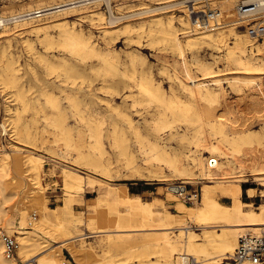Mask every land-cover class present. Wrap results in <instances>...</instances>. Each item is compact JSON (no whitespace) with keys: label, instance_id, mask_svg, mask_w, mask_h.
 Returning a JSON list of instances; mask_svg holds the SVG:
<instances>
[{"label":"bare ground","instance_id":"obj_1","mask_svg":"<svg viewBox=\"0 0 264 264\" xmlns=\"http://www.w3.org/2000/svg\"><path fill=\"white\" fill-rule=\"evenodd\" d=\"M42 1L38 0L35 8L29 7L9 17L0 14V28L14 22L36 33L43 32L45 36L40 42L46 50L51 48L52 42L47 33L48 28H59L61 54L56 66L46 54L38 53L28 43V49L34 50L33 58L45 62L47 80H51L57 68H62L64 74L72 72L81 75L83 68L104 73L110 80L104 78V83L97 90L109 94L110 98L101 99L100 102L105 103L135 134L137 150L142 159L156 162V180L162 183L168 181L164 173V169H168L174 175L188 179L182 183H209L202 186L200 201L188 192L184 184L165 186L168 191L167 201L160 203L134 197L125 184L110 183L109 161L104 159L105 152L101 148L102 118L99 109H92L88 104L85 111L88 114L79 110V98L64 84L59 87L63 99L69 102L76 121L90 128L88 137L93 144L89 146L100 153L94 157L83 151V131L79 132L77 142H73L68 131L61 132L64 137L58 140L63 141L68 150L74 151V157L70 159L66 156V159H70L73 166H82L88 172L60 163L61 179L69 192L66 196L68 203L52 211L47 205L40 208V220L52 222L56 228L43 238L35 234L20 238L18 255L22 264H69L64 257V250L76 264H220L233 253L240 235L248 231L264 230V202L253 209L251 203L240 199L243 190L249 197L257 192L264 198V142L248 133L245 128L248 119L231 114L224 86L228 84L234 90L238 104L250 107L253 117L264 119V39L256 43V39L251 38L246 31L236 29V24L244 22L239 17L241 13L238 7L241 2L206 0L217 5L213 8L215 15L211 17L208 10L199 5L202 0H157L158 6L156 0H148L152 4L141 3L136 7H127V11L120 15L115 14L112 0H103L109 16L107 26L103 28L105 49H100L90 35H85L74 26H68L64 20L53 18L102 0H61L49 6H42ZM255 1L264 0L243 2ZM188 2L192 3L188 5ZM174 6H181L185 11L184 16L178 17V22L185 28L182 33H177L172 15L166 21L161 17L170 12L165 10ZM192 11L203 12L205 15L194 19L191 18ZM97 14L99 20L106 19L103 14ZM46 15H50L51 19L35 23L37 18ZM222 19L225 23L221 26ZM132 20L150 22L134 28L129 22ZM121 22L124 25L123 32L137 34V39L129 36L131 42L147 38L151 44L159 38L158 43H165L176 53L182 74L175 72L174 82L183 91L187 102L182 100L173 84L168 91L160 81L155 80L152 72L147 73L145 59L132 55L130 66L120 65L107 37L120 30L118 24ZM190 26L192 29H189ZM231 36L233 40L229 42ZM203 43L223 52L216 57L222 62V67L216 68L211 63L202 62L195 54H192L191 62L188 61L187 53L198 50ZM253 45L255 51L249 49ZM0 60L4 63L0 74L1 91L7 92L8 88H13L14 100L21 103L22 107L32 104L30 98H25L19 68L7 62L3 54ZM92 60L99 61L97 69L93 67ZM192 66L200 73V77L195 74ZM30 73L39 80L35 69L30 68ZM39 94L44 98V104L57 113L46 119L58 129L64 127L67 118L65 113L60 112L59 96L49 92L45 83H41ZM92 95L91 91L89 96ZM117 98L123 99L122 105L115 103ZM34 102L40 104L39 99ZM127 102L130 104L126 105ZM144 102L147 103V109L142 112L138 106H143ZM134 117H139L151 131V140L143 134L141 123ZM34 120H37L36 117ZM19 122L17 115L15 120L5 118L0 125L1 132L7 134L12 124L11 136L16 139L13 157L4 154L0 158V198L7 196L5 191L8 187L26 196L33 195L38 186L36 184L42 179L41 169L45 159L33 153L34 148L22 143ZM108 136L112 145L121 143L119 155L126 159L125 165L130 170L128 176L141 179L152 177L150 171L146 174L134 165L136 157L124 144L126 139L117 136L116 122ZM174 140L187 141L186 149L169 147V143ZM247 146L249 149L245 152L243 148ZM260 149L262 154L259 155L257 153ZM186 160L190 161V166L185 165ZM246 169L260 189H243L242 183L249 181L244 175ZM94 173L100 177L92 175ZM31 174L35 175V182L30 178ZM25 179L30 181L27 187L24 185ZM96 188L101 195L89 202L85 201L84 195ZM179 197L191 200L193 205L178 200ZM221 197L228 198L230 204L220 202ZM71 201L82 204L83 211L77 214ZM170 205L175 212L169 210ZM16 210L20 224L23 225L30 214L28 206L18 204ZM39 227L35 225L34 231H39ZM88 238H93V241H88ZM16 259L7 257L0 237V264H18Z\"/></svg>","mask_w":264,"mask_h":264},{"label":"rangeland","instance_id":"obj_2","mask_svg":"<svg viewBox=\"0 0 264 264\" xmlns=\"http://www.w3.org/2000/svg\"><path fill=\"white\" fill-rule=\"evenodd\" d=\"M60 1L61 0H43L40 3L42 4V6H49ZM242 1L244 0H238V3ZM151 2H149L148 0H112V7L115 14L120 15L122 12L127 11V7H136L138 5H141V3L150 5L152 4ZM158 3L159 1L156 0V6H158ZM191 3L192 2H188L187 4L189 5ZM37 5L38 0H0V14L9 17L29 7L35 8L37 7ZM199 5H202L204 10H208L207 12H209L210 10H215L213 8L217 7L216 4L213 5V3H208L206 2V0H202ZM165 11L170 12L161 16L163 20L166 21L169 18V15H172L174 17V26L178 31L177 33H182L185 28H182V25L178 22V17L179 15H185L184 9L181 6H174L173 8H169ZM97 13L103 14L106 19L99 20V15ZM108 13L109 10L106 6V3L102 0L99 3L90 4L86 8L69 11L64 14L61 13L53 19L66 21L68 26H74L77 30H81L85 35H90L91 40H93L100 49H105L103 28L107 26V18L109 16ZM190 14L191 18L195 17L194 19H196L198 16L204 15L203 12L195 13L193 11ZM49 17L50 15H46L37 18L35 23L37 24L48 21L46 19H51ZM129 22L131 23V26L137 28L141 23L147 24L148 22H150V20L144 22L132 20ZM9 23L0 28V55L3 54V58L8 59L7 62L11 63L16 68H19V73L22 77L20 81H22V85H24L25 89V98H30L29 102L31 101L32 104H29L26 107H22L21 103H19L16 99L14 100L15 95H13V88L11 90L10 88H8L7 92H2V89H0V125L5 118L9 117L15 120L18 115L20 121L18 126L21 130L20 139L23 141L22 143L31 146L32 149L34 148L33 150L30 148L32 152L40 154L42 157H44L45 160L41 169L42 179L39 181V184H36V186H38L34 189V191H36L35 194L26 196L23 193L15 192V189L8 187L5 191V194L7 196L5 198H0L1 239L2 233L7 234L8 236L15 237L19 248L20 238L22 237L28 235L30 236L32 234H35L41 238L45 237L46 233L52 231V229L56 227H53L55 224L52 222H42L40 220V208L44 205H47L49 210L52 211L53 208H61L68 203L66 201V196L69 192L64 187L61 179L60 163L76 167L81 171L88 172L87 169L83 168L82 166L72 165L74 163L70 159L74 157V151L68 150L65 147V143L63 141H59V137H64L61 134L62 131H68L73 142L78 141L79 132L83 131V151L86 153H90L91 156L94 157H96L100 153L97 149H93L89 146L90 143L91 145L93 144V141L88 137L90 128L76 121V115H73L74 112L69 102H66L63 99L59 87L63 86L64 84L67 85L66 88H68L70 92L76 93L77 97L79 98V110L85 112L88 108V104L92 109H99V113L101 114L102 118V123L100 125L101 148H103L105 152V154L103 155L104 159L107 162L109 161L108 167L110 170L109 174L111 180L108 181L110 183L114 185L125 184L131 195H133L134 197H141L144 201H151L153 203L167 201L166 194L168 193V191L165 190V186L184 184L186 185L189 193L194 194L195 192H198V198H196V200H201L202 186L204 185V183H209L208 181H202L199 183H197L196 181L194 183H185L186 181H188V179H182L179 176L174 175V173H172L168 169H164V173L168 176L170 181L168 180L162 183L156 180V162L152 160L144 161L142 159V156L139 155V152L137 150L138 143L135 134L127 127L126 123L123 120L117 117L114 112H112L105 105V103L103 104L100 102L101 99L110 98L109 94H105L104 92H100L97 90V88H99L104 83V78L106 81L110 80L109 77H106L104 75V73L98 70H93L94 72H92L91 70L88 71L83 68L81 70V76L80 74L72 72L64 74L62 68H57L53 72L54 74L52 73L51 80H47L48 76L45 75L46 73L44 70L45 62L35 60L33 58L32 53L34 52V50L28 49V43H31L38 53L46 54L50 61L53 62L56 66L59 63V57L61 54L59 28L54 26H50L48 28L47 33L49 34L52 42L51 48L49 50H46L44 44L40 42L45 36L43 32L36 33L31 29H28L27 27L21 26L14 22ZM224 23L225 22L222 19L221 26L224 25ZM239 23L240 24L235 25L236 29L246 31L247 22ZM118 27L120 28V30L115 34L108 36L107 39L110 42L109 46L116 54V58L119 60L120 65L130 66V57L132 55L145 59V69L147 73L152 72V76L155 78V80L160 81L163 87L168 91L170 86L173 84L175 91L181 96L182 100L187 102V98L184 95L183 91L174 82L175 72H177L178 75L182 74L179 58L176 53L171 51L165 43H158L159 38L156 39V42L151 44V41L146 40L147 38L141 39L140 42L133 43L130 41L129 36L137 39V34L135 32H123L124 25L122 24V22L118 24ZM189 29H192V27L190 26ZM180 36H182V34H180ZM232 40V36L229 37L228 41L231 42ZM256 41V43H258L263 40ZM254 47V45L250 46L249 49L252 48V50H254ZM192 54H195L202 62L213 64L216 68L219 66H223L219 58H216L221 56L223 52H219L212 45H208L207 43L201 44L198 50L195 49L192 53H190L189 51L187 53L188 61L191 60ZM215 60H217L218 62H215ZM98 64H100L99 61L92 60V65L94 68L99 66ZM3 65V61L0 60V74H2ZM30 68L36 70L39 80H36L30 73ZM192 68H194L193 71L195 72V74L200 77V73L196 71V68L193 66ZM227 72L225 71V73ZM227 76L231 75L227 74ZM41 83L46 84L47 90H49V92H52L54 95L59 96L61 105L60 112L65 113L67 118L64 123V127H59L58 129L57 126L46 119V117H53V115H56L57 113H54L53 109L44 104V98L39 94ZM106 84H109V82H107ZM72 86L75 87L74 90H72ZM224 86L227 93V100L229 101V108L232 112L231 114L235 117H244L248 119L246 120L247 125L245 127L246 129H248V133L256 136L264 142V119L253 117V113L251 112L250 107L238 104L235 100L236 94L234 90L231 89L228 84H224ZM91 91L93 95L90 97L89 93ZM37 99H39V105L34 102ZM115 100V103L122 105V98H117ZM15 101H17L18 103L15 104ZM129 104L130 103L127 102L126 105ZM146 107L147 103L144 102L143 106H138V109L144 112L147 109ZM149 108H151V106ZM34 117H36L37 120H34ZM134 118L137 122L141 123V130L146 138H152L153 135L151 131L145 126V124H143L142 120L139 119V117ZM114 122L117 123V136L119 138L126 139L124 144L128 146V148H130V151L136 157L134 165L140 167L146 174L150 171V173L153 174L150 179H141L138 177L128 176L130 174V170L127 169L125 165L126 159L125 157L119 155L121 143L117 146L112 145L110 137L108 136L109 130H111ZM241 122L244 121L241 120ZM10 127V130L12 131V124L9 125V128ZM1 130L2 129L0 128V158L4 154H8L13 157V146L15 145L16 141L15 136H11V131H8L7 134H3ZM42 141H44V143H42ZM186 145L187 141L180 142L178 140H174L169 143V147L182 150L186 149ZM243 149L246 152L249 148L247 146ZM257 154H262L261 149ZM66 156H68L70 159H66ZM184 163L186 166L191 165L189 160L184 161ZM237 171L239 170L237 169ZM244 171V175H246V178L249 181L246 183H242L243 189H246L248 187L260 189L261 187L253 181V177L251 176L249 170L246 169ZM92 175L96 177L98 176V174L95 173ZM30 178H32V181L35 182L36 179L34 174H31ZM183 181L185 182L182 183ZM29 182L30 181L25 179V187L29 186ZM99 195H101V193L98 188H96L93 191L86 193L83 198L85 201L89 202L91 201V199H95ZM240 199L244 202L251 203V208L253 209L264 202V198L259 196L257 192L254 196L249 197L244 190L240 194ZM178 200L185 202L187 205H193V202L191 200H184L181 197H179ZM219 200L224 204H230V200L228 198L221 197L219 198ZM18 204L22 206H28V212L30 213L29 216L26 217L23 225L20 224V218L17 215L18 213L16 207ZM70 204L77 214L84 209V206H82V204H78L77 201H71ZM120 209L124 210V208ZM35 210H37V212L33 213L35 212ZM169 210L171 212H175V209L171 205L169 206ZM35 225L38 227L40 226L39 231H34ZM194 229L197 232H202L201 229ZM87 240L93 241V238H88ZM63 253L65 259L69 264H76L74 259L66 250H64ZM14 258H17L16 260L18 264H22L23 261L18 255V249Z\"/></svg>","mask_w":264,"mask_h":264},{"label":"built area","instance_id":"obj_3","mask_svg":"<svg viewBox=\"0 0 264 264\" xmlns=\"http://www.w3.org/2000/svg\"><path fill=\"white\" fill-rule=\"evenodd\" d=\"M238 9L239 13H241L239 16L241 20L247 22V34L256 40H263L264 1L250 3L242 1ZM209 13L213 17L215 10H210ZM194 195L198 198V192H195ZM1 235L7 257H14L18 249L16 238L4 233ZM220 264H264V230L259 232L248 231L240 235L233 253L227 256Z\"/></svg>","mask_w":264,"mask_h":264}]
</instances>
